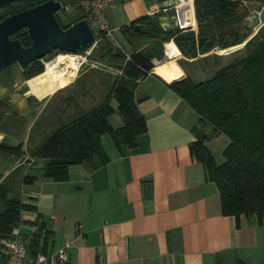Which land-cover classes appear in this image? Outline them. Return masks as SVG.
<instances>
[{
  "label": "crops",
  "instance_id": "0c3cea01",
  "mask_svg": "<svg viewBox=\"0 0 264 264\" xmlns=\"http://www.w3.org/2000/svg\"><path fill=\"white\" fill-rule=\"evenodd\" d=\"M191 5L193 9V0ZM155 7V0H115L104 9L103 17L108 25L109 21L120 24L114 27L120 30L136 19L152 16ZM74 12L76 19L83 18L80 11ZM121 37L127 43L122 33ZM167 43L175 46L176 53L167 58L164 48V59L154 66L176 60L182 74L175 80L186 77L178 62L186 58L172 40L164 47ZM127 45L130 51L126 55L141 47ZM72 80L60 89L72 90L76 83ZM171 82L153 71L140 78L134 99L145 119L146 132L131 148L118 146L109 134H103L100 143L106 162L94 158L71 165L64 181L44 177V160L29 157L31 151H25L30 137L34 150L61 123L58 119L50 129L39 122L36 130L43 132L32 135L45 104L37 115L31 114L33 99L29 95L39 97L41 88L48 86H29L25 80L13 85L17 88L9 93L8 114H20L24 128L18 137L1 130L0 142L12 139L22 145L21 157L31 159L29 163L16 159L4 172L6 175L26 164L21 179L34 178L32 183L23 184L25 197L19 198L33 207L20 211L19 228L29 247L30 236L38 234L42 251L64 247L70 264H264V223L255 215H241L238 220L222 215L216 185L206 179L202 163L189 150L190 143L205 134V145L220 164L228 139L200 123L198 114L169 87ZM110 106L109 124L112 128L123 126L116 102L111 100ZM82 107L77 111L68 107L69 118L84 112L86 104Z\"/></svg>",
  "mask_w": 264,
  "mask_h": 264
},
{
  "label": "trees",
  "instance_id": "16d2710c",
  "mask_svg": "<svg viewBox=\"0 0 264 264\" xmlns=\"http://www.w3.org/2000/svg\"><path fill=\"white\" fill-rule=\"evenodd\" d=\"M45 1L23 0L2 5L0 20ZM75 1L69 0L70 3ZM246 2L264 6V0H193L195 31L175 28L163 32L154 22L149 23L151 28L147 26L145 30L136 31L134 25L143 17L122 26L120 31L127 43L132 47L141 46L129 54L128 60L122 49L112 47L106 37L100 36L98 43H102V54L98 61L121 70L122 74L114 80L99 105L59 123L30 152L31 157L44 160V177L64 181L71 165L94 158L105 163L107 157L100 143L103 134H109L118 146L134 147L138 137L146 132L145 119L137 109L134 90L138 80L153 71L167 82L172 81L169 87L198 114L200 123L211 126L213 134L224 135L229 141L220 164L215 162L205 145L208 139L205 134H199L189 145L192 156L202 163L206 179L218 189L221 214L234 216L236 220L241 215H255L259 223H264V25L255 33L244 26L249 15ZM12 38L19 39L23 47L30 46L25 29ZM170 40L189 60L244 43L239 48L243 49V55H234L204 81L196 83L188 75L175 80L182 74L176 60L156 67L152 62L163 58V44ZM213 55L222 59L220 55ZM180 65L183 67L181 62ZM43 72L44 63L36 60L21 70V76L25 81L34 77L36 80ZM111 100L116 102V111L123 120V126L119 128H112L108 122V116L113 112ZM5 104L0 97V131L7 133L3 127L9 115L3 110ZM21 147V144L9 146L0 142V155L15 152L20 155ZM7 176L0 183V197L4 204L0 211V236H7L13 227L19 225L21 210L33 208L19 198L5 197L7 188L4 185L11 182ZM33 179L24 176L22 183L30 184ZM37 238L38 234L32 236L31 249H34ZM238 264L244 263L239 261Z\"/></svg>",
  "mask_w": 264,
  "mask_h": 264
},
{
  "label": "rangeland",
  "instance_id": "374dc122",
  "mask_svg": "<svg viewBox=\"0 0 264 264\" xmlns=\"http://www.w3.org/2000/svg\"><path fill=\"white\" fill-rule=\"evenodd\" d=\"M61 1L64 4L69 2V0ZM245 6L248 9L249 15L245 19L243 24L246 28L252 30L253 33H255L259 27L264 25V6L255 2H246ZM107 12L106 14L108 15ZM56 15L61 24L74 21L77 18L75 12L66 14L59 11ZM110 17L111 19H116L115 15H110ZM109 22V27L112 30V38H107V40L109 41L110 45L114 48L122 49L124 54L128 53L130 51V47L127 45V43L123 41L119 27L114 28L116 27L115 25L120 26V24H116L115 21ZM89 26L94 34H98L96 22H89ZM114 40L116 41V44L114 43ZM241 45L243 46V44H240L236 47H231L224 50H214L206 55H202V57L197 61L190 62L188 61L189 59L186 60L181 58L178 60V62L182 63V68L186 71L187 75L190 76L197 83L210 78L214 74V71L216 69L230 61V59L233 58L234 55H243V49H239L242 47ZM101 46L102 43L99 42L89 48L91 49V54L89 57H87L86 63L79 67L78 73L72 80V82L76 81V83L73 85L72 90L69 88L55 89L52 86H48L47 88L41 89V91H39L41 92V95L39 97L33 94L29 95L31 96V100L33 99V101L30 102V106L33 105V112L31 114L37 115L41 107L45 104L44 110L36 120V125H34L35 127L32 130V135H34L35 132H43V130L41 129H39V131L36 130V127L39 128V122H42V124L49 125L50 129H54V122L58 119L60 122H66L68 117L70 116V109L68 107H71L72 109L77 111L76 109L83 108L82 104H86V108L82 109V111H87L88 108L96 107L103 101L105 95L109 92V89L111 88L114 80L121 75L117 73L116 68L108 66L106 64H102L98 61L102 54ZM220 52L223 53L221 54ZM59 54L67 55L64 53H52L46 58H43L41 62L45 65L46 62H50ZM213 54L220 55L222 59H218ZM74 55H81L82 57H84V55L82 54ZM163 59L164 52L161 61ZM158 61L160 60H157L156 62ZM10 68L11 65L8 68L6 67L0 71V97L6 103L3 110L6 111L7 114L10 113L9 107L7 106V99L9 98V93H12L15 88H17V86L15 87L13 85L21 83L23 80L21 76V68L18 65H13L11 73H8V70ZM196 74H200L198 75L199 77H196ZM71 92H73V94H71ZM68 95L70 97H67ZM20 117L22 116L17 113L8 115V119H6V123L3 126L7 134L13 135L14 137L22 135L24 127L22 126V121ZM33 143L34 140L32 137H30V140L26 142L25 151H28V153L29 151H32L33 149L31 144ZM6 144L18 146L12 139H8L6 141ZM29 157H31V155ZM16 159H22L25 163H29L31 161L30 158H25V156L22 158L21 155L16 152L7 155L6 157L0 155V183L7 175H9L7 177L11 181L9 183L8 181H6L8 184L4 185V187L7 188V193L5 195L6 198L25 197L21 176L26 170V164L4 175L6 169H8ZM3 207L4 204L0 197V211L3 209Z\"/></svg>",
  "mask_w": 264,
  "mask_h": 264
},
{
  "label": "water",
  "instance_id": "95a60500",
  "mask_svg": "<svg viewBox=\"0 0 264 264\" xmlns=\"http://www.w3.org/2000/svg\"><path fill=\"white\" fill-rule=\"evenodd\" d=\"M19 1L23 0H0V6ZM178 1L155 0L156 7L151 14L157 15L154 23L163 32H167L170 26L182 30H193L195 27L194 11L177 4ZM60 9L61 1L47 0L0 20V71L12 64L24 70L31 62L42 61L55 51L81 54L94 44L95 34L87 20L82 18L64 28L56 17ZM168 11L172 14H164ZM146 27L140 22L134 25L136 31L145 30ZM22 29L27 31L29 47H23L19 39L12 38Z\"/></svg>",
  "mask_w": 264,
  "mask_h": 264
},
{
  "label": "built area",
  "instance_id": "2783aa9c",
  "mask_svg": "<svg viewBox=\"0 0 264 264\" xmlns=\"http://www.w3.org/2000/svg\"><path fill=\"white\" fill-rule=\"evenodd\" d=\"M115 0H76L74 3H62L60 12L72 13L80 11L89 24V22L97 23V33L95 34L96 45L101 37L112 38V30L110 29L107 21L103 17V11L108 6L112 5ZM153 12V11H152ZM151 12V13H152ZM116 44V41L114 40ZM78 55L80 63L83 65L87 61V57L91 54V49H88ZM129 55H126V60ZM157 59H153L155 64ZM119 75L122 71L116 69ZM36 233V227L33 231ZM30 240L32 237L30 236ZM26 239L20 232L19 225L11 229L10 234L7 236H0V264H70L69 255L66 248L62 247L51 251H42V243L37 241L34 249H31ZM29 240V241H30Z\"/></svg>",
  "mask_w": 264,
  "mask_h": 264
},
{
  "label": "bare ground",
  "instance_id": "6f19581e",
  "mask_svg": "<svg viewBox=\"0 0 264 264\" xmlns=\"http://www.w3.org/2000/svg\"><path fill=\"white\" fill-rule=\"evenodd\" d=\"M177 4L184 7L187 6L190 8V10L193 11L191 0H182L181 2H177ZM190 16L193 20V13H191ZM164 48H165V55L167 58L172 57L177 51L172 43L165 44ZM220 53L222 54L223 52ZM81 66L82 64L80 63L79 56L74 54H69V55L59 54L56 58H54L50 62L45 63L44 72L43 74L41 73L42 75L38 79L35 80L34 77L30 80H27V84L29 86H34L39 88L46 85V86H52L55 89H60L66 86L68 83H70V81L76 76L79 67Z\"/></svg>",
  "mask_w": 264,
  "mask_h": 264
},
{
  "label": "flooded vegetation",
  "instance_id": "af4514ba",
  "mask_svg": "<svg viewBox=\"0 0 264 264\" xmlns=\"http://www.w3.org/2000/svg\"><path fill=\"white\" fill-rule=\"evenodd\" d=\"M164 14H172V12L171 11H168L167 13H164ZM155 16H157V15L155 14V15H152V16H145L144 19H142L140 21V23L145 24L146 26H149V23L150 22H155V20H154L155 19ZM173 29H175V28H173L172 26H170V28H168V31L169 30H173ZM53 53H62V52L55 51Z\"/></svg>",
  "mask_w": 264,
  "mask_h": 264
}]
</instances>
